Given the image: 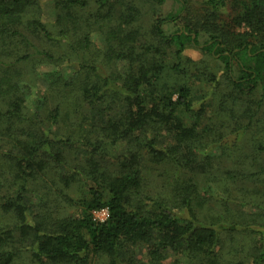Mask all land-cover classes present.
<instances>
[{
	"label": "trees",
	"instance_id": "1",
	"mask_svg": "<svg viewBox=\"0 0 264 264\" xmlns=\"http://www.w3.org/2000/svg\"><path fill=\"white\" fill-rule=\"evenodd\" d=\"M142 1L161 6L166 0ZM177 1L182 8L187 3ZM87 2L55 0L54 26L56 34L66 35L70 49L76 53L75 60L84 61L78 53L83 48L100 60L91 58V67L78 61L76 73L89 75L80 87L71 83V78L64 81L65 88H59L57 84L62 79L57 76L43 95L55 90L49 96L51 100L57 98L49 117L52 125L62 115L58 99L63 100L74 88L79 91V99L95 112L89 127L93 138L72 140L57 134L51 139L34 134L31 118L17 98L21 85L7 78L20 74L21 62L31 57L37 60L34 53L38 52L43 60L51 59L38 51L32 40L40 36L42 40H52V31L38 15L39 0H0V56H4L0 66V162L7 167L11 183L19 184L16 193L5 202L6 209L14 210L17 222L12 228L0 230V264H92L93 257L104 259L105 264H165L164 260L170 257H174L171 264H222L217 245L223 232L243 228L262 235L264 224L257 230L248 220L240 226L229 223L224 215L201 220V187L197 181L187 182L184 176L201 147L204 158H208L206 146L218 145L233 158L236 149H241L236 142L224 143L226 134L214 133L220 126L230 125L234 135H246L253 129L259 137L254 134L248 138L251 146L264 150V119L252 122L264 104V0H244L242 11L232 21L234 27L250 32L237 33L233 44L228 41L232 33L217 24L225 0H203L202 11L194 21L170 34L163 24L175 20L178 14L156 15L150 38H145L136 24L125 27L137 19L139 12L131 3L116 26L106 30L107 26L99 25L106 49L96 53L89 38L91 22L85 21L87 31L82 38H73L72 31L80 18L78 10ZM96 2L95 22L103 23L112 13V0ZM205 31L209 36L200 48L223 63L227 90L214 94L218 99V108L213 112L217 121L197 131V122L189 125L179 115L181 111L200 118L206 113L204 103L196 109L192 102V72L196 71L207 83L216 84L212 94L218 91L220 81L214 73L209 74L195 61L184 58L183 51L186 45L197 44L198 36ZM56 58L70 61L67 53H59ZM113 61L119 64V70L106 67L105 63ZM233 63L239 68L236 76ZM245 97L250 99L244 101ZM1 101L8 105L3 106ZM82 127L78 123L71 128ZM206 133H212L213 139L203 145ZM168 136L173 143H165ZM57 145L82 148L88 155L81 162L55 150ZM109 155L120 158L119 164L108 167L105 160ZM248 156L243 154V158ZM147 160L156 164L161 179L154 193L145 191L150 185L146 176L155 173ZM48 173L57 175L64 188L78 181L81 194L76 199L62 195L68 206L78 209L76 214L54 218L46 209L31 215L27 195L37 190L32 188L33 182ZM45 193H35L40 196L38 207L45 206ZM54 196L48 199L50 204L61 199L58 194ZM104 207L109 211L107 219L95 220L93 211ZM247 217L253 223L255 219L264 223V209ZM251 264H264V253H256Z\"/></svg>",
	"mask_w": 264,
	"mask_h": 264
},
{
	"label": "rangeland",
	"instance_id": "2",
	"mask_svg": "<svg viewBox=\"0 0 264 264\" xmlns=\"http://www.w3.org/2000/svg\"><path fill=\"white\" fill-rule=\"evenodd\" d=\"M39 2V18L42 22L47 24L49 26L48 28L52 31L51 36L49 37L52 40H42L43 37L41 36L33 37L32 40L36 49L38 51H43V53H47V55H50L51 59L43 60L40 58L38 52L34 53V57L38 58L37 60H34L31 57L29 60L21 62V67H18L20 74L10 75L7 78L13 82L19 81L21 85V87H18L17 98L21 100L23 111L28 115V119L31 118L33 128L30 129L34 134L38 133L50 139L53 138L54 134H57L59 137H70L72 140L92 139L94 132L91 131L89 127L93 124L92 115H94L95 112H91L90 107L79 99L78 90L74 88L72 89V93L67 94L63 100L58 99V103H60L61 109L63 110L59 121L55 125H52L51 120L49 119L53 104L57 101V98L51 100L49 96L55 90L49 91L47 96L43 95L49 89L48 84L57 76H60L62 79L60 83L57 84V87L59 88H65L64 81L71 78H73V82L71 83L80 87V83L89 75L83 73L79 76V72L76 73V71H78V61L83 66L91 67L93 65L91 58L100 60V57L96 54H91L90 51L83 48L78 53L84 57V61L75 60L76 53L70 49L68 40H66V35L56 34L57 30L54 26L55 0H39ZM131 3H134L137 6L139 12L137 19L134 22L125 24V27L136 24L141 29V33L145 35V38L151 37L152 24L156 19V15L164 17L168 14H178L175 20H168L163 24L165 32L170 34L178 29H184V24L186 22H193L194 18L197 17L196 15L202 11L203 6V0H187V3L183 8L182 4L177 0H166L161 6H154L151 2H144L142 0H112V13L106 17L103 23H101V21L95 22L97 10L96 0H88L84 8L78 10L80 18L77 20L76 29L72 31L74 33L73 38L79 39L87 31L85 21H89L91 22L89 38L96 47L92 48V50L94 53L97 51L99 52V50H105L106 42L102 34L103 32L100 33L99 25L107 26L106 30L108 26H116L121 16L128 10ZM243 3L244 0H225V7L221 10L220 14L217 15L219 16L217 24L233 35V37L230 36L228 40L231 44L234 43V38H238L237 33H244V31L250 32L247 28L234 27L232 21L234 16L242 11ZM208 36V32H201L197 38V44H188L183 51L184 58L187 57L191 61H195L199 68L206 69L209 74L214 73L216 75V80L220 81L217 85L218 91H214L212 94L211 91L216 84L213 82L207 83L196 71L192 72V77L189 80L193 87L192 102L196 109L199 108L200 104L202 106V103H204V107H207L206 113L200 118H192L181 111H179V115L181 117L183 116L182 119L184 118V121L189 125L197 122V131L203 129L204 126L207 127L217 121L218 117H214L213 112L218 108V99L214 94H221V92L225 93L224 91L227 90V81L225 77L223 78V63L217 58H212L200 48V45L205 42ZM23 49L24 48L20 46V51L23 52ZM59 53H67L70 61L65 62L56 60ZM3 57L4 56H0V66L3 63ZM96 65H99V63ZM105 65L112 70H119L120 68L119 64L115 61L112 63H105ZM238 69V66L233 63L234 76L238 75ZM8 79H6L4 83H6ZM242 99L245 101L249 100L250 97ZM1 104L3 106L8 105L7 101H1ZM257 118L264 119V104L259 109V116L252 119V122L256 123ZM78 123H82L83 127L71 128L75 127ZM230 127V125L220 126L218 128L219 130H216L214 133L220 131L226 134L223 139V142L226 144L232 142L238 143L237 147H240L241 149H236L235 157L233 158L232 155H228L227 149H224L226 153L224 154L221 147L218 145H212L206 146V150L204 149L208 156V158H204L202 156V150L204 147H201V149L196 152L197 158L195 162H192V168L187 171L184 178L187 182L197 181L201 187V200L204 201V203L199 206V218L201 220L210 221L219 215H224L227 217L229 223L235 222L237 225H240L243 221L248 220V223H250L251 226L259 230V227H262L264 223L258 219H255L256 221L253 223L248 219L247 215L260 212L261 208L264 209V150L257 151L251 146L252 142L249 140L251 135L255 134L256 137H259L256 131L252 129L247 131L246 135H234L233 133H230ZM30 138L31 137H29V139ZM212 139L213 134L206 133L203 145L209 144ZM165 140V143L174 142L169 136ZM5 143L6 141H4V145L7 147L8 145ZM54 149L64 152L67 157L81 160V162L85 160L84 156L87 154L85 149L83 150L82 148H60V146L57 145ZM116 149L118 150L119 147ZM244 153L249 154L248 158H243ZM105 161V164L108 165V167H114L116 164H119L121 159L109 155ZM147 165L151 166L155 173L151 176H146V178L149 179L150 185L145 191L154 193L160 187L161 179L158 172H156V164H151L147 160ZM159 170V172L162 173L163 170L161 167ZM215 176H217V179H215ZM11 178L7 167L4 166V162L1 161L0 230L12 228L17 222L14 210L6 209L5 205L7 198L14 195L19 189V184H12ZM51 182H54V185L53 183L50 185ZM32 185H34L32 188L37 190L33 194L27 195L29 205H32L29 211L31 215H38L41 211L46 209L51 210L50 215L54 218L67 214H76L78 212L77 208L68 206L65 200H62L63 194L74 199L81 194L78 181H74L70 188H64L57 175L54 173H48L43 177L41 176L37 181H34ZM36 192H46L44 194L46 196L44 199L47 202L43 208L37 206L38 202H40V196H37L35 194ZM56 194L60 195L61 199L50 204L48 199L55 197L54 195ZM262 229L264 230V227H262ZM15 233L17 235L19 234L18 231ZM217 250L221 256L222 264H235L237 261L251 264L256 253H259L260 251L264 253V233L261 235L259 232H251L243 230V228L230 232L225 231L221 234ZM173 258L174 257L165 259L164 263L171 264ZM92 264H105V261L102 258L93 257Z\"/></svg>",
	"mask_w": 264,
	"mask_h": 264
},
{
	"label": "built area",
	"instance_id": "3",
	"mask_svg": "<svg viewBox=\"0 0 264 264\" xmlns=\"http://www.w3.org/2000/svg\"><path fill=\"white\" fill-rule=\"evenodd\" d=\"M109 211L106 207L93 211L94 219L97 221H105L108 217Z\"/></svg>",
	"mask_w": 264,
	"mask_h": 264
}]
</instances>
